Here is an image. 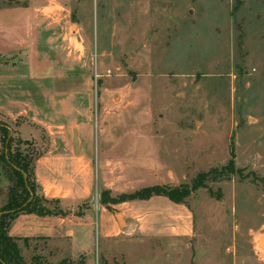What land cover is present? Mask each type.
<instances>
[{"label": "rangeland", "instance_id": "rangeland-1", "mask_svg": "<svg viewBox=\"0 0 264 264\" xmlns=\"http://www.w3.org/2000/svg\"><path fill=\"white\" fill-rule=\"evenodd\" d=\"M0 8L21 19L7 28L15 48L7 51L12 44L0 37V75L17 77L1 76L0 121L12 128L13 150L20 137L29 141L20 144L23 153L53 154L43 175L55 193L77 182L76 200L48 197L62 208L84 214L104 188L115 195L190 185L229 159L242 169L211 173L185 198L190 236L149 226L144 216L155 217L157 207L117 204L113 214L123 213L128 226L113 217V237L104 240L94 209L90 234L81 230L70 240L50 223L53 237L21 243L24 259L35 253L41 264H264L256 242L264 233V181L253 177H264V0H0ZM17 13L0 12V23ZM28 72L49 75L20 76ZM8 96L22 106L4 105ZM79 152L83 169L75 171L66 158ZM13 185L0 160V207ZM18 222L19 229L29 226Z\"/></svg>", "mask_w": 264, "mask_h": 264}, {"label": "trees", "instance_id": "trees-1", "mask_svg": "<svg viewBox=\"0 0 264 264\" xmlns=\"http://www.w3.org/2000/svg\"><path fill=\"white\" fill-rule=\"evenodd\" d=\"M14 139L10 125L0 121V145L2 146L0 160L8 166L14 177V185L9 189L8 199L0 207V264H41L42 257L39 254L34 253L30 260L24 259L21 254V243L27 246L30 237L20 238L10 235L9 228L12 220L22 213H34L40 216H65L69 211L60 206L58 198H48L40 192L34 172L35 160L40 153H37L35 157L23 153L19 146L21 143L29 144V141L20 137L16 139L17 145L13 150ZM213 172L226 176L232 173H241L242 169L236 168L233 160L229 159L219 170L212 168L208 171L199 172L190 185L187 183L178 185L152 184L131 192H120L115 195H111L109 189H102L99 202L111 209L112 204L134 199H147L153 195H164L173 202L185 203V198L190 192L204 186V180L209 178ZM253 177L264 181V177H257L254 174ZM82 214L81 210L76 213L79 216Z\"/></svg>", "mask_w": 264, "mask_h": 264}, {"label": "crops", "instance_id": "crops-1", "mask_svg": "<svg viewBox=\"0 0 264 264\" xmlns=\"http://www.w3.org/2000/svg\"><path fill=\"white\" fill-rule=\"evenodd\" d=\"M0 12L2 13L3 12H16L17 13V11H15L13 8H0ZM11 20L12 22L10 24H9V21H7V24H4V25L0 23V37L3 40L8 41L12 44V46L11 45L9 46L7 51H11L13 48H15L13 31L12 30L7 31V28H12L13 26L18 25L21 21L18 13H17V16L16 17L14 16V18ZM41 74L42 75L28 72V73L21 74L20 76L26 77V78L37 76V77L44 79L45 76L49 75V73H46V72H42ZM1 76L4 79H8V80L17 78V77H14V74L10 72L5 75H0V79H1ZM30 103L29 105L34 106L32 105V103L31 104ZM3 104L10 105V107L11 105L13 106L14 104L16 105V107L22 106V104L19 103V101L12 99L10 97L7 98L6 102ZM24 104H27V103L24 102ZM18 113H20V111ZM9 115L11 114L9 113ZM75 135H76V141L74 142V139H73V148L74 150H79L81 147L80 146L81 141L79 137L77 136V130H76ZM80 153L81 152H79L78 155L74 153L72 154V156L76 157L77 159H74V157H69L68 155L66 158V160L69 159L68 161H71V164L73 165V167H75V171L77 170L80 171V169L82 168L81 164L78 165L76 163V160H79L78 158L81 155ZM51 155L53 154L51 153L41 154L35 160V164H34L35 179L40 187V192L46 197L60 196L66 200H76V197H80L82 193L81 188L77 185L76 181H73V183H71V185L69 186L68 192L61 194V195H58L57 193H55V191L51 189L49 185L47 186L45 184L46 180H45L43 173L46 169H49V166H51L49 163L50 160H54ZM141 159L143 161L148 160L144 156H142ZM103 162L104 161L102 160V164ZM149 166L150 164L146 163L145 165H143V168H148ZM72 180L74 179L72 178ZM104 189H108V188H104ZM132 203L138 204L143 207L144 206L149 207L150 205H152L153 207H157L161 209V211L157 213L155 217H154V214H151L152 217L149 218L148 213L145 214L144 216L149 226H151L152 228L155 227L156 232L158 233H161L169 237H187V236H190L193 232L192 216L191 214H189V211H187L185 208L180 206V205H185V203L173 202L164 195H153L147 198L146 200L145 199H134L130 201H124V202L112 204L111 209H108L105 205L101 204L98 199L95 206L94 207L90 206L89 208H87L83 216L82 215L76 216V213H73V212L71 213L69 212L65 216H59V215L40 216L34 213H22V214H19V216L15 218V220L11 224L9 228V234L12 236L20 237V238L30 237V240H31V239H35L40 236L53 237L52 235L57 231L56 232L57 234H61L64 236L70 234V240H73L75 238L74 237L75 234L81 230L85 232L88 231V233L90 234V227L94 223L92 217H93V212L95 209L96 211H98L97 216H100L102 219L100 231L102 233L104 240H106V239H109L110 237H113V235L117 234V233H113L116 227L115 224L113 223V217H115L120 223H123L122 227H124L125 225L128 226V222L126 221L124 214L122 213V216L118 214H113L114 209L112 206L117 205V204L126 205V204H132ZM70 208L71 207H69V209ZM18 220L28 221L29 226L27 224L26 228L19 229L17 227L19 223ZM54 222L60 224L59 230L55 231L52 227L49 226L50 223H54ZM41 227H45V228L41 229ZM90 237H92V230H91ZM91 239L92 238H88L87 240H91Z\"/></svg>", "mask_w": 264, "mask_h": 264}, {"label": "water", "instance_id": "water-1", "mask_svg": "<svg viewBox=\"0 0 264 264\" xmlns=\"http://www.w3.org/2000/svg\"><path fill=\"white\" fill-rule=\"evenodd\" d=\"M75 141H76V135H74V142ZM263 228H264V225H263ZM262 236H264V233H262L259 238H261ZM258 244L264 247L262 239H259V243Z\"/></svg>", "mask_w": 264, "mask_h": 264}, {"label": "bare ground", "instance_id": "bare-ground-1", "mask_svg": "<svg viewBox=\"0 0 264 264\" xmlns=\"http://www.w3.org/2000/svg\"><path fill=\"white\" fill-rule=\"evenodd\" d=\"M259 239H262V241H263V244H264V236H262L261 238H259V236H257V238H256V242L257 243H259ZM259 246V245H258ZM264 251V250H263Z\"/></svg>", "mask_w": 264, "mask_h": 264}]
</instances>
